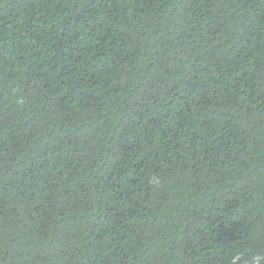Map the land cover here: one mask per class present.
I'll return each instance as SVG.
<instances>
[{"label":"trees","instance_id":"trees-1","mask_svg":"<svg viewBox=\"0 0 264 264\" xmlns=\"http://www.w3.org/2000/svg\"><path fill=\"white\" fill-rule=\"evenodd\" d=\"M264 264V0H0V264Z\"/></svg>","mask_w":264,"mask_h":264},{"label":"clouds","instance_id":"clouds-1","mask_svg":"<svg viewBox=\"0 0 264 264\" xmlns=\"http://www.w3.org/2000/svg\"><path fill=\"white\" fill-rule=\"evenodd\" d=\"M259 260H260L259 257H255V258H254V264H259Z\"/></svg>","mask_w":264,"mask_h":264}]
</instances>
